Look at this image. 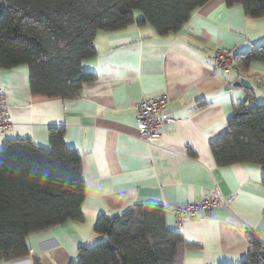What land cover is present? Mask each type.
<instances>
[{
  "label": "crops",
  "instance_id": "0c3cea01",
  "mask_svg": "<svg viewBox=\"0 0 264 264\" xmlns=\"http://www.w3.org/2000/svg\"><path fill=\"white\" fill-rule=\"evenodd\" d=\"M134 22L114 32H98L95 55L82 60L95 79L74 99H48L30 92L26 66L0 67L12 128L6 139L29 137L48 147L47 128L62 126L67 146L80 155L85 185L82 221H64L31 233L27 255L0 264H69L78 249L105 240L93 231L98 216H121L137 204L163 207L165 225L181 234V264H240L248 237L264 240V183L255 163L218 166L210 144L227 131L234 106L264 103V61L247 71L225 73L211 58L264 42V17H246L239 3L208 0L178 32L157 35ZM167 95L173 119L152 144L139 139L136 105ZM217 189L231 204L178 227L172 206L196 202Z\"/></svg>",
  "mask_w": 264,
  "mask_h": 264
},
{
  "label": "trees",
  "instance_id": "16d2710c",
  "mask_svg": "<svg viewBox=\"0 0 264 264\" xmlns=\"http://www.w3.org/2000/svg\"><path fill=\"white\" fill-rule=\"evenodd\" d=\"M208 0H0V67L26 66L30 92L48 99H74L82 84L95 79L82 60L95 55L98 32H114L133 23L151 26L157 35L179 31ZM239 3L246 17H264V0ZM252 61H264V42L232 53L236 69L247 71ZM234 106L227 131L211 142L218 166L255 163L264 183V103ZM62 126L47 128L48 147L29 137L6 139L0 146V262L27 255L31 233L64 221H82L85 185L80 155L65 143ZM93 231L105 240L78 249L69 264H181L185 247L181 234L165 225L163 207L137 204L121 216L96 218ZM240 264H264V240L248 237Z\"/></svg>",
  "mask_w": 264,
  "mask_h": 264
},
{
  "label": "built area",
  "instance_id": "2783aa9c",
  "mask_svg": "<svg viewBox=\"0 0 264 264\" xmlns=\"http://www.w3.org/2000/svg\"><path fill=\"white\" fill-rule=\"evenodd\" d=\"M211 58L223 72L235 71L232 53L227 50H215ZM167 95L143 98L136 105L139 139L145 144H152L160 137V128L173 121L167 112ZM13 125V120L7 110V95L0 86V135L7 133ZM229 200L213 189L209 195L201 197L196 202L174 204L172 211L175 223L180 227L183 223L196 218L200 213L207 214L213 208H228L224 202ZM230 201V200H229Z\"/></svg>",
  "mask_w": 264,
  "mask_h": 264
},
{
  "label": "rangeland",
  "instance_id": "374dc122",
  "mask_svg": "<svg viewBox=\"0 0 264 264\" xmlns=\"http://www.w3.org/2000/svg\"><path fill=\"white\" fill-rule=\"evenodd\" d=\"M133 14H134V17L137 16V15H140L141 16V12L139 10H134ZM231 72L232 73H235V74H238L239 73V71L237 69H235V71H229V73H231Z\"/></svg>",
  "mask_w": 264,
  "mask_h": 264
},
{
  "label": "bare ground",
  "instance_id": "6f19581e",
  "mask_svg": "<svg viewBox=\"0 0 264 264\" xmlns=\"http://www.w3.org/2000/svg\"><path fill=\"white\" fill-rule=\"evenodd\" d=\"M222 196H224V195H222ZM224 197H225V196H224ZM225 198H226V197H225ZM224 204H225L226 207H229L230 204H231V202H230L229 200H227V201L224 202ZM211 210H212V209H211Z\"/></svg>",
  "mask_w": 264,
  "mask_h": 264
}]
</instances>
